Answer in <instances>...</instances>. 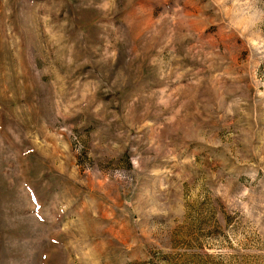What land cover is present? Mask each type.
Listing matches in <instances>:
<instances>
[{
    "label": "rangeland",
    "instance_id": "374dc122",
    "mask_svg": "<svg viewBox=\"0 0 264 264\" xmlns=\"http://www.w3.org/2000/svg\"><path fill=\"white\" fill-rule=\"evenodd\" d=\"M0 264H264V0H0Z\"/></svg>",
    "mask_w": 264,
    "mask_h": 264
}]
</instances>
